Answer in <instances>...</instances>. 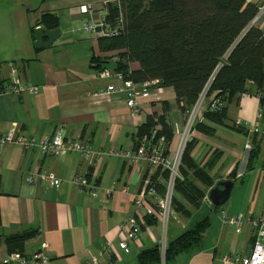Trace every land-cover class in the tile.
<instances>
[{
  "label": "crops",
  "instance_id": "0c3cea01",
  "mask_svg": "<svg viewBox=\"0 0 264 264\" xmlns=\"http://www.w3.org/2000/svg\"><path fill=\"white\" fill-rule=\"evenodd\" d=\"M256 1L264 3V0ZM117 2L0 0V134L8 133L15 126L17 135L40 140L52 137L62 129L67 139H78L96 149L134 150L138 127L149 115L160 112L161 103L143 101L137 114L127 107L125 94L116 93L103 101L93 97L96 91L119 84L115 77L100 75L105 69L115 73L120 52L103 51L99 38L105 33L87 29L86 25H100L108 14L109 5ZM90 4L95 5L96 10L90 14L81 13V7ZM45 12L59 16L61 36L51 46L37 49L34 33L41 26L36 23ZM259 26L264 28V16ZM137 69L139 64H131V70ZM15 76L23 83L38 86L39 92L5 93ZM161 90V97L171 104V120H177L175 125L180 132L178 118L181 114L177 117L175 113L173 117L174 112L180 113L174 107L175 93L172 88ZM234 106L233 112H238L237 117L243 119L247 127L259 123L264 130V120L257 116L259 101L255 97L243 95ZM221 127L231 129L217 126L214 135L197 132L198 146L193 156L198 162L201 158L205 163L215 151L222 152V160L210 173L215 176L216 183L231 180L230 173L237 166V180H241L237 183L238 191L246 190V197L241 208L228 206L222 209L224 212L230 216L244 214L249 217L263 214L264 209L260 210L257 199L264 187L262 173H258L259 168L264 170V134L259 137L262 152L256 168L247 173L246 167L244 172L242 169L248 160V157L245 160L244 152L250 153L253 134L235 131L238 139L228 140L223 137L222 131H225ZM220 139L229 145L219 146ZM177 142L175 136L171 148ZM101 161L99 165H92L93 161L86 162L80 153L55 157L14 144L0 147V237L36 229L37 236L25 243L23 252L32 255L45 250L51 259L49 264H83L87 259L100 257L108 242L112 248L106 258L107 264H138V255L142 251L168 243L194 226L181 222L179 226H170L169 230L167 223L161 229L159 226L163 222L157 220L149 225V231L143 229L139 233L137 240L130 243L128 252L120 249V228L133 216L134 199L141 190L142 176L148 167L139 163L135 171L120 157ZM138 168L143 170L142 176ZM36 171L56 175L62 185L56 188L45 183L29 184L27 177ZM77 175L92 176L99 185L100 195L92 198L79 190L72 182ZM106 190H114L113 198L109 197L111 200L107 198ZM206 206L212 208L207 201L202 207ZM176 216L182 218L177 213ZM232 230V227H222L216 243H202L193 252L183 253L169 264H223V259L229 255H249L254 246L251 227L244 226L241 234L235 230L232 233ZM0 256V261L8 256L4 245L0 247Z\"/></svg>",
  "mask_w": 264,
  "mask_h": 264
},
{
  "label": "trees",
  "instance_id": "16d2710c",
  "mask_svg": "<svg viewBox=\"0 0 264 264\" xmlns=\"http://www.w3.org/2000/svg\"><path fill=\"white\" fill-rule=\"evenodd\" d=\"M108 9L105 26L98 29L107 35L99 38V43L103 51L120 52L113 70L115 73H122L126 79L136 83L160 80L161 88L173 89L176 105L182 114L188 113L198 102L205 87L214 78L209 94L221 91L220 97L225 106L208 110L194 130L214 135L217 126H226L241 134H250L249 128H237L227 121L229 105L237 104L246 89L256 87L264 90V33L258 27H250L258 13L256 5L246 3V0H118ZM36 26L59 29V16L45 12ZM133 63L139 64V69L131 70ZM170 112L171 104L162 103L160 112L148 116L137 129L134 149L141 145L145 137L157 147L162 138L167 146L171 145L176 129L169 119ZM262 114L264 120V109ZM259 137L258 134L252 136L247 173L255 170L261 156ZM197 146L196 138L187 145L182 158V179H177L174 186L173 210L184 218H191L193 210L200 209L206 201L211 203L207 191L218 183L210 173L218 165L222 152L215 151L202 166L193 156ZM237 170L236 166L230 173L233 183L237 180ZM169 176L167 170L150 174L146 169L142 177L144 181L152 180L150 182L157 187L158 196L164 197ZM1 186L0 176V196ZM211 207L219 211V217L224 212L212 204ZM148 219V225L157 222L152 217ZM210 226L209 217H205L169 241L165 264L199 248ZM37 234L36 229H31L0 237V247L4 245L8 255L20 253L32 256L24 254V245ZM161 248L159 244L142 251L138 255V264L163 263ZM0 264L5 263L0 261Z\"/></svg>",
  "mask_w": 264,
  "mask_h": 264
},
{
  "label": "built area",
  "instance_id": "2783aa9c",
  "mask_svg": "<svg viewBox=\"0 0 264 264\" xmlns=\"http://www.w3.org/2000/svg\"><path fill=\"white\" fill-rule=\"evenodd\" d=\"M87 6L81 7V13L86 14ZM87 29H93L86 25ZM101 77L111 78L115 77L119 84L110 85L106 89L98 90L93 94L95 99L110 98L111 95L120 93L125 94L126 97L134 98L142 95V92H146V86L148 84L136 83L132 79H126L122 73H112L110 70L102 71ZM39 87L23 83L17 76H15L11 82V85L6 88L5 93L22 95L24 93L37 94ZM146 95V94H145ZM133 104V101L131 102ZM259 119H262V110L258 112ZM261 126L256 124L252 128L253 133L264 134V130L260 129ZM8 144L19 145L23 149L31 150L38 149L43 155H52L55 157H62L71 153H80L87 161H101L107 159L109 156L120 157L127 159L135 166L144 162L149 166L150 174H153L157 170L165 171V168L171 169V178L167 183V191L164 197L158 196V190L155 185L149 179L143 180V184L140 192L134 199V213L133 216L128 218L120 229V242L119 247L128 252L129 243L137 240L139 233L146 229L149 231V225L147 224V218L152 217L156 220H161L166 227L168 217L171 216L173 208V192L175 186V178L181 176L176 171L178 168L174 166V157L168 156V159H163L157 153V146L152 145L150 140L145 137L136 151H118V149H112L110 151H104L102 149H96L89 143L81 142L78 139L68 140L65 137L63 130H58L52 137H44L40 140L36 138L27 137L24 135L16 134V127L13 126L6 134H0V147L3 148ZM250 144V143H249ZM248 144V145H249ZM140 170V168H138ZM137 170V171H138ZM170 172V170H167ZM142 172V170H140ZM141 174V173H140ZM27 182L31 185H37L39 183H45L52 187L59 188L62 185V180L52 173L32 172L27 177ZM73 184L81 191L89 194L92 198H97L100 195L99 186L90 181L87 176L77 175L72 179ZM114 190H106L107 198L112 197ZM220 221L223 227H232L237 234H241L244 226L249 225L252 229V236L254 239V246L251 254L245 259L241 260L240 255H229L223 259V264H264V213L249 217L244 214L236 216H230L226 212H222ZM161 254L163 257V263H165V250L167 243L161 245ZM109 249L106 246L100 257L90 258L84 261L83 264H107L106 258ZM5 264H49L50 257L46 254L45 250L32 256H24L20 253H12L8 255L4 261Z\"/></svg>",
  "mask_w": 264,
  "mask_h": 264
},
{
  "label": "rangeland",
  "instance_id": "374dc122",
  "mask_svg": "<svg viewBox=\"0 0 264 264\" xmlns=\"http://www.w3.org/2000/svg\"><path fill=\"white\" fill-rule=\"evenodd\" d=\"M246 3H251V4H254V5H256L258 7V13L255 16V18L252 20V22L250 23V27H258L264 33V28H261L259 26L260 25V21H261L262 17L264 16V3H259V1H256V0H246ZM95 10H96L95 5L90 4L87 7L86 14H90V13L94 12ZM104 21H105V19H104ZM104 21L98 26H92V28L93 29H99V28L104 27L105 26ZM102 32L105 33L104 31H102ZM106 35L107 34L105 33V36ZM106 70H108V69H106ZM213 79H211L209 81L208 85L205 87L203 93L199 97L198 102L189 110L188 113L182 114L180 109H179V107L176 105V101H175L174 107L181 113V118H178L179 121H180V124H181V128H182V130L180 132H179V129L175 125V122H177V120L172 122V124L175 125V129H176L175 136H176V138H178V142H177L176 145H174V147L171 148V145L167 146V143H166L165 139L162 138L161 142L158 145V148H157L158 155L160 157H162L163 159H168L169 155L174 157V166L172 167V169H174V167L178 168L176 171H173V172H177V173L179 172L180 175H181V167H182V158H183V154L185 152V149H186L187 145L194 138H196L195 135L198 132V131L194 130V126L196 125V123L202 122L203 117H204L205 113L208 110L221 109L222 107L225 106V104H223V102L221 100V97H220L221 91H215L212 94H209V90L211 88V84H212ZM145 84H148V85L146 86V92H142V95H140L138 97H134V98L126 97V105H127V107L129 109H131L134 113L138 114L140 112L141 102H143V101L155 102V103H161V104L162 103H168L169 104V102L165 101L163 99V97H161L162 90H161V82H160V80L155 79V80H152V81H146ZM245 91L246 92L243 95L244 96H249V97H255L259 101L258 109L263 110L264 109V90L256 89V87H255V88H251V89L248 88V90L246 89ZM106 99L107 98L104 97V98L98 99L97 101H103V100H106ZM162 100H164V101H162ZM132 101H133V104H131ZM234 105H235V103H232V104L229 105V114H228L229 115V119H228L229 123L228 124L229 125H234L237 128L245 129L247 127V124L244 123L243 119L237 117V115H238L237 111L233 112L234 109H235ZM258 112H259V110H258ZM175 113H176L177 117L180 116V113H178L176 111V112H174L173 117H175ZM169 116H170V119H171V115H169ZM257 116H258V113H257ZM256 124H258V123H256ZM256 124H254L253 126H255ZM253 126L251 128L249 126L247 127V128H249L250 133L261 135L260 133H253L251 131ZM221 129H223L225 131V132L222 131L223 137L227 138L228 140L238 139L237 137H239V135L234 130H232V129L228 130V129L222 128V127H221ZM260 129L262 130V128H260ZM219 142H220V144H218V145L223 147V148H225L226 146L229 145V142H227L224 139H220ZM17 146H19V145H17ZM137 149H134L133 151H136ZM166 152H168V154ZM246 152L247 153L244 152V155L246 154L245 160H246V158L248 157V154H249L248 150ZM201 155H203V154H201ZM206 156H207V154H206ZM112 157L113 156H109L107 159H110ZM221 160H222V158L219 161H221ZM101 162L102 161H93L92 165H94V164L95 165H99ZM125 162L127 163V165H129V167H133L135 169V171H136V166L133 163H131L127 159L125 160ZM141 163H144V162H141ZM199 163H201V164L203 163L201 158H199ZM144 164H146V166L149 169V166L147 165V163H144ZM226 164L227 163H225V165ZM243 166H242V169H243V172H244L245 167H246V162H245V164ZM165 169L166 170H170V176H169V179H170L171 178V169L170 168H165ZM258 173H262V180L261 181L263 182L264 181V170L262 168H259L258 169ZM177 179H182V177L181 176H177L175 178V181ZM90 181L93 182L95 185H98V183L95 180H93L92 176H90ZM240 181H241L240 179L235 181L236 187L233 190V195H232L231 199L228 201L227 204H225L224 206L220 207V210H222V209L225 210V209H227L228 206L240 207V208L243 206V202H244V199L246 197V194H245L246 190H244L242 192L238 191L239 184H237V183H239ZM123 191H125V190H123ZM99 192H100V188H99ZM261 198H264V187L262 188V191H261V193L259 195V199H257V203L260 202L259 203L260 210L264 209V200L260 201ZM108 199L111 200V198H108ZM208 200H209V195H208ZM205 217H209V220L211 222V226H210V228L208 229V231L205 234V238H204L203 244H214V243H216L218 241L219 234L221 232V228L223 227V225H222V223L220 221L219 213L217 214L213 210V208H210L208 206L201 207L200 209L193 210V216L191 218L182 217L181 219L178 218V216H176V213H175V211L172 208L171 216H169L168 220H167V223H168L167 226H168L169 230L171 229L170 226H172V225L179 226V225H181V222H182V224H186V225L190 224L192 226V225L196 224L197 222L203 220ZM148 220L149 219L147 218V222H148ZM163 225L164 224L160 223L159 227L161 229H163ZM227 227H229V226H227ZM232 233H235L234 230H232ZM119 239H120V236H119ZM130 243H129V246H130ZM106 246L108 247V249L110 251V249L112 248L111 243L108 242V244ZM104 248H103V251H104ZM109 251L107 253L108 255H109ZM249 255L241 256L242 257L241 260L245 259V257H248ZM163 264H165V263H163Z\"/></svg>",
  "mask_w": 264,
  "mask_h": 264
},
{
  "label": "water",
  "instance_id": "95a60500",
  "mask_svg": "<svg viewBox=\"0 0 264 264\" xmlns=\"http://www.w3.org/2000/svg\"><path fill=\"white\" fill-rule=\"evenodd\" d=\"M61 36V29L48 30L45 27H38L35 30L34 38L37 41L36 48L42 49L51 46ZM234 183L230 180L220 181L209 191V200L215 207L224 206L230 199Z\"/></svg>",
  "mask_w": 264,
  "mask_h": 264
}]
</instances>
